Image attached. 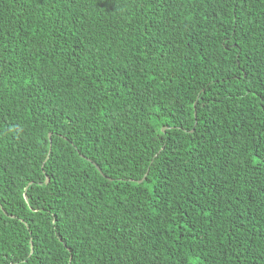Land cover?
Returning <instances> with one entry per match:
<instances>
[{"label":"trees","instance_id":"trees-1","mask_svg":"<svg viewBox=\"0 0 264 264\" xmlns=\"http://www.w3.org/2000/svg\"><path fill=\"white\" fill-rule=\"evenodd\" d=\"M0 264H264V0H0Z\"/></svg>","mask_w":264,"mask_h":264},{"label":"water","instance_id":"water-1","mask_svg":"<svg viewBox=\"0 0 264 264\" xmlns=\"http://www.w3.org/2000/svg\"><path fill=\"white\" fill-rule=\"evenodd\" d=\"M163 130H165V127L163 128ZM94 163H95V162H94ZM96 166H97V168H98L100 171H102L101 168H100V166H98L97 164H96ZM49 180H50V177H47L46 182H48ZM140 181H142V180H140Z\"/></svg>","mask_w":264,"mask_h":264},{"label":"clouds","instance_id":"clouds-1","mask_svg":"<svg viewBox=\"0 0 264 264\" xmlns=\"http://www.w3.org/2000/svg\"><path fill=\"white\" fill-rule=\"evenodd\" d=\"M49 177V176H48ZM110 179H112V178H110Z\"/></svg>","mask_w":264,"mask_h":264}]
</instances>
